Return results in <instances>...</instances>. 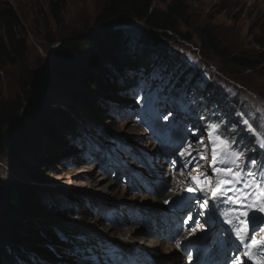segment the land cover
Instances as JSON below:
<instances>
[{
    "label": "rangeland",
    "instance_id": "obj_1",
    "mask_svg": "<svg viewBox=\"0 0 264 264\" xmlns=\"http://www.w3.org/2000/svg\"><path fill=\"white\" fill-rule=\"evenodd\" d=\"M2 1L17 14L18 30L23 33L28 46L23 68L18 65L0 70L2 101L17 105L18 100L25 96L20 89L25 84L24 69L35 77V82L26 92L33 100V108L28 109L25 103L26 111L15 119L10 128L13 130L15 125L17 133L19 126L23 125L20 134L25 144L18 152L9 150L0 155V185L16 181L21 170L24 171L23 179L30 184L35 177L41 178L39 175H42L48 179V183L34 190L46 193L47 204L57 203L61 208L60 213L57 209L41 208L33 222L36 228L44 230L42 244L55 254V258L26 251V257L31 259L28 264H92L93 260L89 262L86 259L90 255L86 252L89 248L85 246L87 239H83L79 230L66 232L64 229L69 225L75 228L78 225L87 226L101 233L107 241H127L142 246L149 252L153 264H233L235 256L243 260L242 250L233 247L224 231L216 226L210 204L201 208L196 198L199 193L186 191L191 186L187 175L192 166L188 170L182 169L183 161L177 150L181 144L189 141L193 148L201 147L191 134L193 132L199 137L203 135L204 142L208 143L206 128L215 122L206 114L196 113L191 103L210 95L209 90L202 87L203 83L212 80L206 73L210 67L215 83L221 86L218 96L211 93L215 96L216 110L232 116L231 126L237 142L245 141L248 151L254 149L257 152L259 149L256 155L242 148L245 156L251 155L257 161L264 162V149L258 147V141L264 139V135H261L264 133V107L254 100L264 99V59L260 55L264 50L257 44L264 39V0H177L188 13L186 20L180 24L181 32L191 37L192 41L187 43L173 33H166L170 37L162 41L164 51L169 54V63L164 62L160 68H155L152 76L157 86L165 90L177 75L184 73L190 97L187 102L176 100L179 106L171 104L164 107V114L154 128L151 121L143 120L145 109L154 102L158 103L156 98L152 102L143 98L144 93L152 95V90L146 88L140 91L141 88L137 87L134 88L136 93L132 94L133 90L123 93L113 88L111 94H114V99L107 101L109 106L103 104L100 113L102 123L98 124L88 107L72 101V92L89 91L95 97L102 98H106V92L103 91V96H100L99 92L93 91L95 88L90 89L86 83L75 88L78 84L72 79L73 75L68 82L52 74L53 56L60 48V41L93 33L97 17L109 0ZM174 1L155 0L154 8L165 11ZM130 23L124 22L120 27L129 31L126 28L131 25L142 26L136 22ZM137 27L133 30L137 31ZM200 34H207L215 43L218 42L222 48L220 51L224 50V57L207 48L208 42L204 47L199 40ZM92 55L87 52L78 55L75 63L82 68L85 66L87 72L90 69L88 63L93 62ZM255 56L258 57L256 62L261 61L262 64L256 69L233 67L230 63V59ZM107 64L104 66L107 67ZM197 74H200L201 82H194ZM223 80L229 85H225ZM70 108L72 112H69ZM171 112L175 117L165 120L164 117H169ZM39 117L40 121H36ZM61 118L72 119L71 123L77 128L88 126L91 133H85L83 137L70 134L61 127ZM45 121L62 128L61 134H66L65 138L80 150L67 154L61 148L55 160L45 161V154L52 150L47 141L49 128L39 129L45 125ZM185 126L186 133H181ZM168 128L170 131H167ZM168 136L169 139H166ZM116 145L126 149L120 159L118 156L121 153L113 152ZM236 146L241 148L238 143ZM96 149L103 151L97 153ZM28 150L34 156L35 164H31ZM102 153L116 158L119 164L125 162L128 165L119 172L120 176L117 167L110 168L108 172L102 170L105 159L98 156ZM204 163L200 161L201 165ZM182 171L184 175H181ZM201 171L202 168H197L191 174L197 175ZM140 180L141 183H138ZM51 183L58 189L49 187ZM62 194H71L75 199ZM87 198L92 199L94 205L88 204ZM79 202L83 205H79ZM6 207L0 202V229L4 226L3 231L7 234L6 227L13 213ZM26 219L30 218L24 215L14 221L22 223ZM260 227L264 225L255 223L253 229L255 235L261 237L264 232L259 231ZM149 241H157L161 247L152 248ZM16 245L9 242L10 250L16 256L18 253L15 249L27 250L20 246L23 245L21 243ZM163 245L169 248L164 250Z\"/></svg>",
    "mask_w": 264,
    "mask_h": 264
},
{
    "label": "trees",
    "instance_id": "obj_2",
    "mask_svg": "<svg viewBox=\"0 0 264 264\" xmlns=\"http://www.w3.org/2000/svg\"><path fill=\"white\" fill-rule=\"evenodd\" d=\"M154 3L155 0H109L105 9L97 17L93 33L74 38L70 37L60 41V48H58L53 56V76L70 82V76L73 75L72 79L78 84V87L75 88H79V86L86 83L90 89L95 88L93 91L106 89V92L111 93L113 90L112 85L115 83H117V87L121 89L125 88L124 84H122L124 79L121 78L124 73H140L142 67L149 68L154 63V49L160 46L163 38L170 37L166 33H173L190 43L192 38L184 35L180 29L181 22H184L188 15L181 3L175 0L165 11L154 8ZM9 9L0 0V70H6L18 65H21L23 68V65H26L27 61V40L22 37L23 33L18 30L17 14L12 9ZM124 22H136V24L139 23L142 26L137 27L134 24L129 27L130 29L126 28L129 30L126 31L120 27ZM134 27H137L138 30L134 31ZM130 32H134L135 34ZM205 35L200 34L199 38L204 47H207L206 43L208 42L207 48L223 58L225 53L224 50L220 51L222 49L221 45L211 40L207 34ZM257 44L264 50V39L259 40ZM86 52L93 54V62L88 63L87 67L90 66V69L87 72L85 66H83L84 68L80 67L74 60L77 58L76 56ZM260 55L264 59V53ZM256 58L258 57L255 56L247 59L239 57L238 59H230V63L233 67L248 70L256 69L262 65L261 61L256 62ZM106 62L109 69L104 66ZM163 63L164 59L161 60L160 65L162 66ZM176 77L177 80L182 79L186 81L184 74L181 76L177 75ZM129 79L131 80V77ZM24 81L25 84L21 85L20 89L25 92V96L18 100L17 105H10L2 101L0 92V155L9 150L12 153L14 151L18 152L25 144L24 137L22 133L20 134L24 128L23 125L19 126L17 133L15 132V125L13 130L10 129L15 119L26 111L27 105L28 109L33 108V100L26 95V92L27 89L34 85L35 77L26 69H24ZM72 96L75 100L88 107L90 111L96 113L98 109V105L96 104L97 99L95 101L92 98L91 92L73 91ZM89 100L94 102L90 104ZM36 121H40V117ZM229 123L227 122V124ZM45 127L49 128L47 130L49 133L47 141L51 145L53 143L59 145L61 137L57 126L52 122L45 121V125H41L39 129H44ZM28 134H26V137ZM62 144L67 145L65 141ZM26 152L28 156L32 157L30 150ZM33 153L36 154L35 152ZM45 156V161L50 162L55 160V154L51 149ZM39 176L46 179L42 175ZM4 185L9 188L0 185V202L3 205L6 204V208L13 214H10L11 220L8 221V228L6 227L7 234L3 231L4 226H1L0 264H23L21 256L25 255L23 252H19L18 257L14 256L9 250L10 241L15 245L18 243L24 244L31 247L34 252L37 250L38 253L48 256L49 252L43 247L44 244H42L44 230L36 228L30 223L23 224L14 221L18 216L24 215L29 216L33 221L34 217L38 215V210H44L34 189L27 184L18 183L17 181ZM70 198L75 199L74 197ZM79 205H83V203L79 202Z\"/></svg>",
    "mask_w": 264,
    "mask_h": 264
},
{
    "label": "snow or ice",
    "instance_id": "obj_3",
    "mask_svg": "<svg viewBox=\"0 0 264 264\" xmlns=\"http://www.w3.org/2000/svg\"><path fill=\"white\" fill-rule=\"evenodd\" d=\"M164 119L167 120L168 116ZM226 131L220 123L209 124L206 128L208 143L193 132L191 134L201 147L193 148L190 141L181 144L177 151L183 161L182 169L188 170L192 166L187 175L191 186L186 191L199 193L196 198L201 208H206L211 202L224 222L234 226L235 238L248 249L244 257L252 264H264V236L257 238L255 230L250 228L252 223L264 225V162L251 155L245 156L244 150L236 146L238 142L234 135H226ZM258 147L264 149V139L258 141ZM200 161L205 163L201 165ZM197 168L203 171L192 175L191 172ZM259 231L264 232V227ZM233 264H243V260L235 256Z\"/></svg>",
    "mask_w": 264,
    "mask_h": 264
},
{
    "label": "bare ground",
    "instance_id": "obj_4",
    "mask_svg": "<svg viewBox=\"0 0 264 264\" xmlns=\"http://www.w3.org/2000/svg\"><path fill=\"white\" fill-rule=\"evenodd\" d=\"M179 75L181 76L182 74H179ZM73 102H76L77 104H80L81 106L86 107L82 103L78 102L77 100H75ZM76 107L79 108L78 106H76ZM69 112H72V109L71 108H70V111ZM173 117H175V115H174V113L171 112V115L168 117V119L171 120V119H173ZM228 125H229V130L232 131L233 128L231 126V122ZM77 136H79V135H77ZM85 139L86 138H84L83 140H85ZM60 143H59V145H60ZM239 146L246 147L247 146V143L240 144ZM31 160H32V163L31 164H35V158H34V156H33V158L31 157ZM142 166H143V164L141 165V167ZM23 172L24 171L21 170L20 174H18V176L16 177V181L18 183L27 184L30 187H32L33 189H36L37 188V185L30 184V183H28L27 181H25L23 179V177H22V173ZM31 178L33 180V176H31ZM34 181H35V179H34ZM141 181L142 180H140L138 183H141ZM57 189L58 188L55 187V190H57ZM22 223L23 224H29V223L30 224H33V221L31 219L30 220L26 219L25 221H22ZM86 227H84V226L82 227L81 225H78L75 228L74 225H69V226H67L65 228V231L66 232H72V231L80 230L81 233L85 234L90 239H100V241L98 242V246L97 247H96V245L94 246L95 249H92L93 247H91V249L87 251V252H92V254L95 255V257L98 256V258H96L95 264H108V263L109 264H115V259L113 258V255L114 254H121V259H128L129 262H130V264H153L150 261V258H149V255L150 254H149V252L146 251V250H144L142 246H139L137 244H133L132 242L130 243V242H127V241H122V242L121 241H116V242L107 241L104 238V236L101 235V233H99L96 230L88 229ZM0 232H2V227L0 229ZM78 235H80V234H78ZM1 237H2V233L0 234V238ZM104 241H106V242L104 243ZM142 242H144V241L142 240ZM149 242H150V245H151L152 248H156V247L159 248V247H161V245H159L157 241H149ZM163 248H164V250H166L169 247H167V245H163ZM90 256L91 255H88L86 257V259L89 260Z\"/></svg>",
    "mask_w": 264,
    "mask_h": 264
},
{
    "label": "clouds",
    "instance_id": "obj_5",
    "mask_svg": "<svg viewBox=\"0 0 264 264\" xmlns=\"http://www.w3.org/2000/svg\"><path fill=\"white\" fill-rule=\"evenodd\" d=\"M163 42H164V41H163ZM185 42H186V41H185ZM187 43H188V42H187ZM112 87L115 88V90H116V89H119V90L121 91V88L117 87V84L112 85ZM96 91H97V90H96ZM111 93H112V92H111ZM113 95H114V94H110V99H114ZM91 96H94V95L92 94V92H91ZM72 101H75V99L73 98ZM88 102H90V100H89ZM63 119H64V118H61V122H63ZM61 127H65V126L63 125V123H62V126H61ZM57 129L59 130L60 137L63 138L65 134H61V129H62V128L60 129V128L57 127ZM34 179H35V180L44 181L43 178L35 177Z\"/></svg>",
    "mask_w": 264,
    "mask_h": 264
},
{
    "label": "water",
    "instance_id": "obj_6",
    "mask_svg": "<svg viewBox=\"0 0 264 264\" xmlns=\"http://www.w3.org/2000/svg\"><path fill=\"white\" fill-rule=\"evenodd\" d=\"M131 23H133V22H131ZM131 23H130V25H131ZM128 26H129V25H128ZM52 64H53V63H52ZM47 101H48V100L46 99V102H47ZM45 181L48 182V179H45Z\"/></svg>",
    "mask_w": 264,
    "mask_h": 264
}]
</instances>
